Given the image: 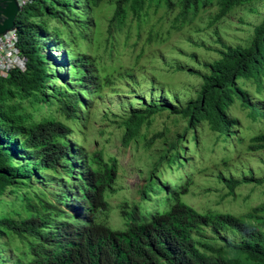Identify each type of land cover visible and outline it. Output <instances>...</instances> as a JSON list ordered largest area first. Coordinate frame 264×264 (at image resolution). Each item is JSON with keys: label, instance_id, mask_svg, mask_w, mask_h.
Instances as JSON below:
<instances>
[{"label": "trees", "instance_id": "1", "mask_svg": "<svg viewBox=\"0 0 264 264\" xmlns=\"http://www.w3.org/2000/svg\"><path fill=\"white\" fill-rule=\"evenodd\" d=\"M103 1L31 0L16 20L19 32L17 46L27 61L26 69L15 68L8 77L0 76V196L8 191L18 193V186L33 188L31 180L35 179L43 180L42 188L52 185L56 189L54 199L33 189L24 191L20 196L21 210L0 214V243L9 246L11 241L17 240L20 243L17 249L24 246L20 254H8V263L264 264V204L241 216L230 212H200L182 199L187 186L184 189L173 186L155 171L141 191L144 200L156 203L155 208L144 210L140 205L129 207L126 204L127 208L122 209L126 228L114 229L102 217L110 209L106 197L108 190H115L117 160L111 164L103 163L101 169L95 168L85 148L71 141L75 126L54 116L37 119L35 114L25 111L24 99L30 98L33 104L53 105L57 102L69 119L77 116L86 121L87 115L83 117L80 112L82 108H93V102L89 105L83 95L89 99L95 95L94 98L99 100L105 97V88L113 89L115 79L112 75L115 74L102 77L89 55L70 48L62 59L55 56L54 51L58 47L65 49V40L59 31L50 29L46 20H66L67 13L77 4L83 5L82 14L90 18ZM211 1L179 0L181 10L174 22H180V28L188 27L202 4L209 5ZM257 1L217 0L218 11L208 25V29L213 30L208 31L220 37L217 42L222 47L215 48L219 57L200 63L197 70L181 62L175 64L177 69H189L202 80L200 86L190 93L187 103L180 99L179 93L171 97L174 102L168 101L165 94L170 95L172 91L149 78L155 86L151 93L156 92L160 96L149 102L142 99L143 108L130 110L125 121L127 145L139 136L143 123L161 111L184 116L188 123L187 132L197 144L199 136L196 130L204 122L224 139L234 136L240 120L231 116L229 111L237 102L249 109L248 114L253 121L264 119V15L254 27L249 45L226 43L219 32L220 22L235 8L249 6L254 12L256 9L252 5ZM163 4L172 10L175 2L117 0L112 20L115 19L122 27L128 8L141 16L143 11L148 15L154 5L160 7ZM93 19L92 15L88 21L83 19L82 22L91 28ZM185 35L194 47L206 46L205 42L194 40L191 32ZM160 37L161 33L157 32L151 38L158 40ZM41 39L50 43L47 54L43 52ZM141 57L139 54L137 58ZM191 57L201 62L197 52H193ZM49 60L60 61L68 67L67 73L60 78L66 80L65 86H54L53 96L47 90L56 71ZM138 65L119 69L116 72L120 74L119 79L133 85L139 83L137 73L141 70ZM247 84L256 85L259 100ZM130 93H135V90ZM236 139L237 144L244 141L239 135ZM177 146V143L173 144V154L160 156L156 163L157 171L167 163L170 168L183 165L186 161L184 151ZM247 150L255 154L264 152V131L251 138ZM98 156V162H103V157ZM238 159L233 158L230 164L227 161L231 159L225 160L230 174L225 170L218 175L231 193L244 183H264V176H259L252 168L246 169V161ZM261 159L264 163L263 157ZM162 193L166 194L163 199L160 198ZM164 204L165 208H162ZM67 206H70V211Z\"/></svg>", "mask_w": 264, "mask_h": 264}, {"label": "rangeland", "instance_id": "2", "mask_svg": "<svg viewBox=\"0 0 264 264\" xmlns=\"http://www.w3.org/2000/svg\"><path fill=\"white\" fill-rule=\"evenodd\" d=\"M174 2L172 10H168L164 4L160 7L154 5L148 15H146L147 11H143L141 16L128 8L125 24L122 27L118 26L115 19L112 20L116 12L117 0H104L94 9L91 28L82 22L83 19L88 21L92 17L82 14V4L75 5V9L67 13L66 20L47 18L50 29L59 31L65 40V49L58 47L54 51L55 56L62 59L64 52L70 48L89 55L102 77L115 74L112 75L115 79L114 87L104 89L103 99L98 100L94 98L95 95L89 99L83 95L89 105L93 102V108L89 110L82 108L80 112L83 117L87 115L86 121L77 116L72 120L69 119L59 109L60 103L57 102L46 105V103L33 104L30 98L22 101L25 111L35 114L37 119L54 116L68 125L75 126L71 141L85 148L95 168L101 169L103 163L111 164L114 159L117 160L118 177L115 190L107 192L106 198L110 203V209L102 217L117 230L126 228V218L122 216V209L127 208L126 204L129 207L140 205L144 210L155 208L156 203L144 200L141 195L142 189L154 171L161 179L167 180L173 186L180 189L187 186V193L182 199L200 212H230L241 216L252 211L254 207L264 204V183H244L231 193L226 184L218 178L221 171L228 170L225 160L231 159L227 161V164H230L233 162L232 159L237 157L239 161H246L248 165L246 169L252 168L259 176H264V163L261 161L262 157L264 160V152L255 154L247 150L251 138L264 131V119L253 121L248 114L249 109L244 108L241 102H237L229 111L231 116L240 120L235 133L244 140L240 144L236 143L237 135L224 139L222 135L212 131L206 122L199 125L196 130L199 136V144H197L187 132V119L170 111H161L151 116L143 123L139 136L128 145L125 143L127 134L125 121L130 115V110L143 108L142 99L149 102L160 96L156 92L151 93V89L155 86L151 84L149 78L155 79L160 86L172 91L170 95L165 94L168 101L174 102L171 97L179 93L180 99L187 103L190 93L200 86L202 80L189 69H177L175 64L181 62L188 68L197 70L200 69V63L219 57L215 48L222 47V44L217 42L220 37L208 31L213 30L208 29V25L218 11L217 0H212L209 5L202 4L193 21L188 27L183 28H180V22H174L181 10L179 0ZM252 6L256 11H251L249 6L237 7L220 22L219 32L223 41L235 45L251 43L254 27L263 19L264 0H258ZM152 25H155V28ZM157 32L161 33L160 39H152L151 37ZM186 32H191L194 40L205 42L206 46L194 47L185 35ZM41 43H43V52L47 54L49 41L41 39ZM193 52H197V58L201 59V62L191 57ZM139 54H142L141 59L137 58ZM137 63H139L137 67L141 70L137 73L139 83L133 85L125 79H119L120 74L116 73L119 69L132 68ZM49 64L56 71L52 75L51 87L47 90L53 96L54 86L58 88L65 86L66 80L60 78L67 73L68 67L57 60L54 62L49 60ZM247 87L259 100L256 85L247 84ZM133 90L135 93L131 94ZM174 143H177L178 149L184 151L183 157L186 161L181 167L170 168L168 163L163 164V167L157 171L156 163L160 156L175 152L172 147ZM99 154L103 157V162L100 163ZM76 170L79 171L78 168ZM228 174H230L229 170ZM41 182L43 180H31L33 188L18 186V193L8 191L0 196V214L21 210L20 196L22 192L30 189L43 195L48 194L54 199L56 188L52 185L42 188L44 183ZM165 197L166 194H160V198ZM67 208L71 210L70 206ZM162 208H165V204ZM19 245L17 240L11 241L9 246L0 243V264H9V253L20 254L24 246H20L21 250H19L17 249ZM3 260L5 263H1Z\"/></svg>", "mask_w": 264, "mask_h": 264}, {"label": "built area", "instance_id": "3", "mask_svg": "<svg viewBox=\"0 0 264 264\" xmlns=\"http://www.w3.org/2000/svg\"><path fill=\"white\" fill-rule=\"evenodd\" d=\"M31 0H19L20 7L23 8ZM19 32L17 28L8 31L0 36V76L8 77L15 68L24 69L26 58L18 49Z\"/></svg>", "mask_w": 264, "mask_h": 264}, {"label": "water", "instance_id": "4", "mask_svg": "<svg viewBox=\"0 0 264 264\" xmlns=\"http://www.w3.org/2000/svg\"><path fill=\"white\" fill-rule=\"evenodd\" d=\"M21 10L19 0H0V36L16 27Z\"/></svg>", "mask_w": 264, "mask_h": 264}, {"label": "clouds", "instance_id": "5", "mask_svg": "<svg viewBox=\"0 0 264 264\" xmlns=\"http://www.w3.org/2000/svg\"><path fill=\"white\" fill-rule=\"evenodd\" d=\"M22 9V8H21ZM16 28V27H15ZM60 62V61H59ZM61 64H62V62H60ZM57 64V63H56ZM62 65H65V64H62ZM25 66H26V64H25ZM26 68V67H25ZM68 209V208H67Z\"/></svg>", "mask_w": 264, "mask_h": 264}]
</instances>
